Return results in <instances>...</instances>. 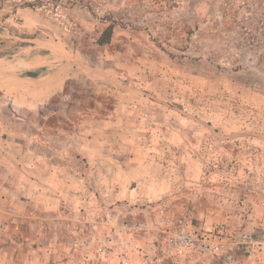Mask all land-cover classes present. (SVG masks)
Instances as JSON below:
<instances>
[{
    "label": "rangeland",
    "instance_id": "obj_1",
    "mask_svg": "<svg viewBox=\"0 0 264 264\" xmlns=\"http://www.w3.org/2000/svg\"><path fill=\"white\" fill-rule=\"evenodd\" d=\"M183 215L233 258L160 264H264V0H0V264H149Z\"/></svg>",
    "mask_w": 264,
    "mask_h": 264
},
{
    "label": "built area",
    "instance_id": "obj_2",
    "mask_svg": "<svg viewBox=\"0 0 264 264\" xmlns=\"http://www.w3.org/2000/svg\"><path fill=\"white\" fill-rule=\"evenodd\" d=\"M160 227L157 234L163 237L159 246L160 251L149 254V264H160L161 260L170 258L188 257L190 259L205 260L217 255H223L226 259L233 258L230 253V246L234 244L228 226L220 223L217 226L204 227V230L197 229L185 216L172 218L163 216L160 219ZM153 225L149 222L139 220H125L115 228L114 233L118 238L123 239L122 245H126L127 238L121 236L147 233ZM133 240L135 238H132ZM111 241V237L105 238ZM158 241V239H157ZM135 250L140 249L136 242H131Z\"/></svg>",
    "mask_w": 264,
    "mask_h": 264
},
{
    "label": "trees",
    "instance_id": "obj_3",
    "mask_svg": "<svg viewBox=\"0 0 264 264\" xmlns=\"http://www.w3.org/2000/svg\"><path fill=\"white\" fill-rule=\"evenodd\" d=\"M114 31H115V25L114 24L107 25L103 29V31L101 32V34L99 35V37L97 39V43L100 44V45L109 44L111 42L112 38H113Z\"/></svg>",
    "mask_w": 264,
    "mask_h": 264
},
{
    "label": "water",
    "instance_id": "obj_4",
    "mask_svg": "<svg viewBox=\"0 0 264 264\" xmlns=\"http://www.w3.org/2000/svg\"><path fill=\"white\" fill-rule=\"evenodd\" d=\"M81 65H85V64H81ZM86 67H88L87 65H85Z\"/></svg>",
    "mask_w": 264,
    "mask_h": 264
}]
</instances>
